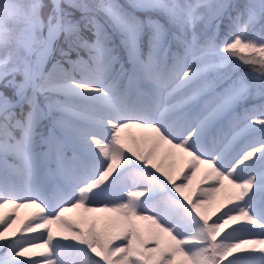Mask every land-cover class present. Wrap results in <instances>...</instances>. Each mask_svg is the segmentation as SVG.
I'll use <instances>...</instances> for the list:
<instances>
[{
	"label": "snow or ice",
	"instance_id": "snow-or-ice-1",
	"mask_svg": "<svg viewBox=\"0 0 264 264\" xmlns=\"http://www.w3.org/2000/svg\"><path fill=\"white\" fill-rule=\"evenodd\" d=\"M45 7L0 0V264H264V238H248L264 237V104L247 109L264 100V26L250 31L264 0L243 24L227 0ZM161 148L189 158L179 183L153 162Z\"/></svg>",
	"mask_w": 264,
	"mask_h": 264
},
{
	"label": "rangeland",
	"instance_id": "rangeland-1",
	"mask_svg": "<svg viewBox=\"0 0 264 264\" xmlns=\"http://www.w3.org/2000/svg\"><path fill=\"white\" fill-rule=\"evenodd\" d=\"M178 1L181 4L186 2V0H178ZM216 23H218V21H216ZM214 30L215 29L211 30L210 32L213 34ZM86 58H87V56L85 55V59ZM48 67L50 68L51 64H49ZM198 116H199V112L198 111L197 112H191L190 114H186V119L188 120L189 124H195L196 121H197ZM233 126L234 125H233L231 119L227 120V121H224L223 124H221V125H217V127L215 129V132L212 135H209L207 137V143L209 145H211L212 142H213V139L219 140V138L222 135H227ZM132 131L136 132L134 129ZM43 150L46 151L47 149H43ZM68 156L69 157L72 156V153L70 151L68 152ZM173 158H174L173 169L171 168V169H169L167 171H169L173 175V177L176 179V182L179 183L180 180H181V176L180 175H182V170L186 168L189 158L186 155H183V156L176 155V156H173ZM153 162L157 163L155 161V159L153 160ZM205 171H206L205 166H200L199 167V169L197 171L196 179L193 181L192 185H190L189 189L185 190L186 194H190L193 198L196 197V195L198 193V188L201 186L199 184L200 178L203 176ZM114 175H115V173H114ZM40 178L42 180L46 179V180H48L49 182H51L53 184H55L58 181H61V175H60V173L57 172L55 164H50L45 169L41 170ZM208 183H210V181H205L204 182L205 185L208 184ZM224 185H225V188H224V190H222V192L220 194L221 197L225 194V192L231 190V187H230V185H228L227 181H224ZM169 187H170V185H169ZM177 195H179V194H177ZM219 203H220V200L218 199L217 202L213 205V208L218 207ZM80 214H81V212L78 211V212H75V213H68L67 215L70 218H72V219H78L80 217ZM216 214L218 215L219 213H216ZM88 215L89 216H92V215L107 216V215H111V214H108V213H96V214H88ZM212 218L214 219L215 217L213 216ZM141 223H143V222H141ZM233 226H235V225H233ZM53 232H54V234L57 235V238H60L59 234L56 231L55 226H53ZM248 238L249 239H261V238H264V237L250 236ZM218 239H219V237H218ZM117 243H119V242H117ZM229 258H231V257H229ZM22 259H23V257H22Z\"/></svg>",
	"mask_w": 264,
	"mask_h": 264
},
{
	"label": "trees",
	"instance_id": "trees-1",
	"mask_svg": "<svg viewBox=\"0 0 264 264\" xmlns=\"http://www.w3.org/2000/svg\"><path fill=\"white\" fill-rule=\"evenodd\" d=\"M92 2L93 3H99V0H92ZM115 2L120 3V4H127L128 0H115ZM192 2H194V0H192ZM227 2L234 5L233 8L229 9V13H230L231 17L233 19H235V17L238 14H240L241 19H240L239 23L243 24V22L246 21L248 18V16H247L248 6L251 4H257L258 5L260 0H227ZM43 3L46 5V7L43 9V13L45 15H47L48 8L51 5V1L50 0H43ZM95 14L97 16V19H99L101 23H105L107 18L105 17L103 12H96ZM79 15L80 14L77 12L76 16L79 17ZM141 18H143V16ZM218 23L220 24V28L218 30H214V31H215V34L218 36L219 41H222L225 38V36L228 34L229 26L231 25L232 22L229 20V16L225 15L218 21ZM261 26H264V17L259 18L257 20L256 24L253 26V28L250 29V31L252 32V34L255 35L256 33H259ZM203 27H204L203 24L198 25L197 26L198 32L200 30H202ZM209 35H212V33L210 31H209ZM201 42H203V41H201ZM185 71H187V69ZM239 71L243 74L248 75V76H255L256 75L247 66L241 67L239 69ZM8 79H11V77H9ZM17 79L19 80L20 77H18ZM0 90H2V89H0ZM8 94L11 95V89L8 90ZM262 104H264V100L260 99V97L258 95L254 94L252 99L247 104V109H249V110L255 109L258 112L260 105H262ZM244 112H245V109L241 108L238 112V115L243 117ZM251 118L253 121H255L257 119H261L262 117H259L258 115L253 114ZM257 127H259V126L257 125Z\"/></svg>",
	"mask_w": 264,
	"mask_h": 264
},
{
	"label": "bare ground",
	"instance_id": "bare-ground-1",
	"mask_svg": "<svg viewBox=\"0 0 264 264\" xmlns=\"http://www.w3.org/2000/svg\"><path fill=\"white\" fill-rule=\"evenodd\" d=\"M135 131H137V130H135ZM154 159H155V161L158 164H160L162 166V168L164 170H169L171 168L173 169V166H174V158H173V156H166L165 155L164 148H161L160 150H158V153L154 157ZM32 211H33V209H30V208L29 209H21L20 210V216H21V218L23 219L25 216H27ZM37 235H38V233H37ZM38 242H42V241H38ZM33 258H35V259H42L40 257H33ZM23 259H27V257H23Z\"/></svg>",
	"mask_w": 264,
	"mask_h": 264
},
{
	"label": "water",
	"instance_id": "water-1",
	"mask_svg": "<svg viewBox=\"0 0 264 264\" xmlns=\"http://www.w3.org/2000/svg\"><path fill=\"white\" fill-rule=\"evenodd\" d=\"M51 1V0H50Z\"/></svg>",
	"mask_w": 264,
	"mask_h": 264
}]
</instances>
